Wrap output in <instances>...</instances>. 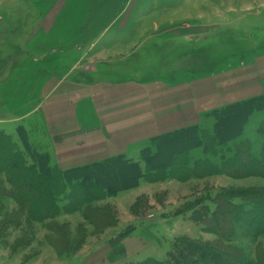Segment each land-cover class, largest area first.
I'll return each instance as SVG.
<instances>
[{
    "label": "rangeland",
    "instance_id": "rangeland-1",
    "mask_svg": "<svg viewBox=\"0 0 264 264\" xmlns=\"http://www.w3.org/2000/svg\"><path fill=\"white\" fill-rule=\"evenodd\" d=\"M114 1L0 0V130L8 133L20 148L23 143L19 127L29 128L32 119L21 121L16 116L26 113L33 105L31 82L38 68H32L30 53L37 46L48 43L61 51H71L65 65H72L73 76L87 73L114 79L137 78L141 74H165V78H188L191 74L192 77H204L238 67L242 61L249 63L251 57L264 52V0H176L172 1L174 5L165 2L171 6H160L156 2L144 8L140 0L123 4L122 0L119 4H113ZM175 9L179 11L176 13ZM116 15L122 17L115 22ZM132 15L134 19L128 20ZM47 39L46 44H41ZM21 52L27 54L20 56ZM57 58L56 54L55 64L59 65L61 60ZM38 66L41 68L40 64ZM20 67L22 84L18 81ZM16 79L18 85H15ZM9 114H13L12 120H7ZM263 121L264 110H256L243 134L230 143V148L235 150L244 144L250 146L254 157H259L263 142L259 131L264 129ZM213 122V117L205 115L200 121L204 126H211ZM34 138H30L32 143ZM150 149H155L151 140L139 152L132 150L128 158L139 161L146 169L143 159ZM0 155L9 158L1 151ZM5 163L8 165V160ZM220 176L191 183L170 180L165 185L150 184L131 197H109L98 201L95 206L103 220L108 221L99 226L86 220L81 211H64L53 220L33 221L24 208L8 200L0 204V254L8 253L21 260L36 257L48 260V254L53 252L59 256L84 255L114 232L119 223L127 228L128 225L156 221L163 215L174 217L176 213L172 208L182 205L184 209L186 199L204 195L208 190L264 191V177L234 179ZM166 209L171 211L164 214ZM191 212L185 213L182 230L175 229L178 227H175L174 218L139 228V233L155 242L154 257L166 259L173 243L184 234L219 247H242L247 258L264 264L261 260L264 234H255L241 226L235 239L226 242L216 234L202 232V225L191 218ZM156 230L161 234L157 236ZM110 240L115 260L124 259L125 252L120 253L119 248L122 246L120 235Z\"/></svg>",
    "mask_w": 264,
    "mask_h": 264
},
{
    "label": "crops",
    "instance_id": "crops-1",
    "mask_svg": "<svg viewBox=\"0 0 264 264\" xmlns=\"http://www.w3.org/2000/svg\"><path fill=\"white\" fill-rule=\"evenodd\" d=\"M131 1L122 0L121 3ZM172 1L176 0H140L139 3L144 8L156 2L160 6H164L165 2L174 5L175 2ZM113 4H119V0H115ZM121 17L122 15H116L115 22ZM133 19V15L128 18ZM34 38H37L36 35ZM48 39L41 44H46ZM59 49L47 43L35 47L30 53L32 68H38L34 81L31 82L32 92L34 90L31 99L33 105L26 113L16 117L21 121L32 119L29 128L26 127L30 138L35 136L32 144L38 150L48 152L52 163L62 169L117 155L128 157L132 150L139 152L146 142L160 134L200 123L202 117L213 109L264 93V52L251 57L249 63L242 61L238 67L204 77H192L191 74L188 78H165V74H141L137 78L114 79L87 73L73 76L72 65H65V60L70 59L71 51ZM27 52H21L20 56ZM56 54L59 57L57 59L61 60L59 65L55 64ZM74 57L78 58V52ZM39 70L42 72L39 73ZM22 72L23 70L20 71V76ZM22 79L21 76L18 80L21 84ZM18 81L15 85L19 84ZM8 117L10 119L7 120H12L13 114ZM205 179L208 177L191 179L185 183ZM169 183L170 181L148 183L142 180L138 187L122 191L112 199L131 197L146 185ZM222 189L226 188L211 189L206 193ZM191 199H186L185 202ZM181 206L172 208L176 213L174 217L166 218L163 215L156 221L128 225L127 228L119 223L114 232L84 255L59 256L53 252L48 254V260L38 257L21 260L20 257L12 258L8 253H1L0 264H138L148 258H156L152 255L155 242L144 233H139V228H148L153 223H166L174 218L175 227H178L175 229L182 230L186 212L179 213ZM170 211L166 209L164 214ZM128 230L132 231L121 242L125 258L114 262L110 258V239ZM155 233L157 236L161 234L158 230Z\"/></svg>",
    "mask_w": 264,
    "mask_h": 264
},
{
    "label": "trees",
    "instance_id": "trees-1",
    "mask_svg": "<svg viewBox=\"0 0 264 264\" xmlns=\"http://www.w3.org/2000/svg\"><path fill=\"white\" fill-rule=\"evenodd\" d=\"M256 110H264V93L211 110L205 114L213 117L211 126L196 123L152 138L155 149L145 152L146 169L124 155L62 169L52 163L48 152L32 144L23 126L19 127L23 148L0 130V151L9 157L0 155V174H5L0 176V204L11 200L24 208L31 220L39 222L53 220L64 211H81L86 220L99 226L108 221L103 220L95 203L134 189L142 180L162 183L215 175L234 179L264 177V129L259 131L263 142L257 158L250 146L243 144L235 150L229 146L243 134ZM210 193L188 201L179 213L192 211L191 218L202 225V232L216 234L226 242L235 239L241 226L264 234V191L226 188L215 195ZM202 197L205 199L199 200ZM131 231L121 234V239ZM119 248L120 253L124 252L123 246ZM243 252L242 247H219L181 236L166 259L148 258L138 264H258ZM114 255L111 253L110 258L116 262Z\"/></svg>",
    "mask_w": 264,
    "mask_h": 264
}]
</instances>
